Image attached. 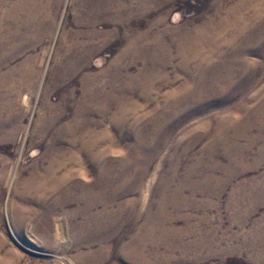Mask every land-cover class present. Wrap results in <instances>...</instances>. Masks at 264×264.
Wrapping results in <instances>:
<instances>
[{"label":"rangeland","instance_id":"374dc122","mask_svg":"<svg viewBox=\"0 0 264 264\" xmlns=\"http://www.w3.org/2000/svg\"><path fill=\"white\" fill-rule=\"evenodd\" d=\"M0 264H264V0H0Z\"/></svg>","mask_w":264,"mask_h":264},{"label":"bare ground","instance_id":"6f19581e","mask_svg":"<svg viewBox=\"0 0 264 264\" xmlns=\"http://www.w3.org/2000/svg\"><path fill=\"white\" fill-rule=\"evenodd\" d=\"M134 2H136V3H139V2H141V0H134ZM116 6H118V8H121L120 6V1H118L116 4H115ZM22 6H20V8H21ZM37 8V7H36ZM118 8H116L117 10H118ZM105 10H107V12H108V10H109V8H108V5H106L105 6ZM33 13L34 14H36L37 12H36V9L34 8L33 9ZM113 15V14H112ZM115 15V14H114ZM209 47H215V45L213 44V42L212 43H210V45H209ZM62 162L64 163V162H69L68 161V158H64L63 160H62ZM70 163V162H69ZM70 173V172H69ZM70 175V174H69ZM157 231L156 230H147L146 232H143V233H145V236H139V235H137L135 238H133L132 240H131V244L127 247V253L125 254V257H128V258H130V260H132L133 258H136V257H138L139 256V252H140V250L138 249V247L140 246L141 248H142V244H141V241L142 240H144V241H146V242H149V241H153V240H151V239H155L156 241L158 240V239H156V238H153L151 235H154L155 233H156ZM168 233V231H166V230H163V229H161V228H159V236L160 235H162V234H167ZM170 234V237L171 238H177V239H179V240H183L185 237H182V236H177V234L175 233V232H169ZM141 239V241L139 242V240ZM160 241H162V239H160ZM159 241V242H160ZM207 241L208 240H205L204 239V237H203V235L201 236V235H196V238H195V241L193 242V245H183L182 243H180L179 244V241H176V243H178L177 245H175L174 246V248H177V249H180V250H182V251H184V250H188L189 248H187V246H190V248H192V247H194V246H198L199 244L201 245H203V244H206L207 243ZM153 242H155V241H153ZM162 245V243H160L159 244V246H161ZM144 246V245H143ZM167 246H171V244L170 243H168L167 244Z\"/></svg>","mask_w":264,"mask_h":264}]
</instances>
